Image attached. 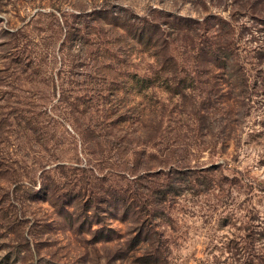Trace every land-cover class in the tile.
<instances>
[{
  "label": "rangeland",
  "instance_id": "374dc122",
  "mask_svg": "<svg viewBox=\"0 0 264 264\" xmlns=\"http://www.w3.org/2000/svg\"><path fill=\"white\" fill-rule=\"evenodd\" d=\"M0 264H264V0H0Z\"/></svg>",
  "mask_w": 264,
  "mask_h": 264
}]
</instances>
